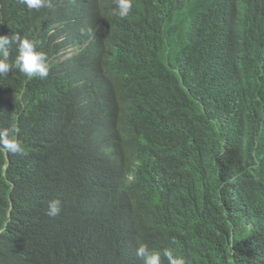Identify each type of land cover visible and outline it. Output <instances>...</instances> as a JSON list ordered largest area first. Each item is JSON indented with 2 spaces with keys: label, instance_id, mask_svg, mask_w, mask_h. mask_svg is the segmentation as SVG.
<instances>
[{
  "label": "trees",
  "instance_id": "16d2710c",
  "mask_svg": "<svg viewBox=\"0 0 264 264\" xmlns=\"http://www.w3.org/2000/svg\"><path fill=\"white\" fill-rule=\"evenodd\" d=\"M115 10L0 0L5 31L48 56L95 37L46 79L0 75V130L19 128L23 147L0 149V264H142L138 241L161 264L165 248L185 264H264V0ZM74 93L99 106L78 133L60 115Z\"/></svg>",
  "mask_w": 264,
  "mask_h": 264
},
{
  "label": "clouds",
  "instance_id": "9594fccd",
  "mask_svg": "<svg viewBox=\"0 0 264 264\" xmlns=\"http://www.w3.org/2000/svg\"><path fill=\"white\" fill-rule=\"evenodd\" d=\"M18 1L26 5L30 11L51 7V0ZM132 7L133 0H116L114 14L120 18H125L129 15ZM58 26V23L53 24L50 33H55L58 30ZM65 39V35L61 34L57 37L56 42L62 44L65 42ZM94 40L95 37L91 35L85 42L79 45L62 44L57 53L48 56L47 53L39 48V41L18 32H15L13 35L9 34L0 25V75L9 73L15 67L29 79H46L53 65H64L88 45L93 44ZM13 44L14 49L12 47ZM67 52H69L68 56L61 58ZM8 60L14 63L9 64ZM98 110L99 106L96 101L84 94L74 93L63 100L60 115L63 123H65V129L75 130L72 126L83 124L97 118L99 114ZM18 136L19 128L15 126L0 130V149L13 155L23 154V147ZM61 210V200L55 198L48 202L46 214L51 217H56L60 214ZM162 254L167 260V264H185L184 258L172 248L163 249ZM136 256L141 260L142 264H161V253L150 248L147 243L138 241Z\"/></svg>",
  "mask_w": 264,
  "mask_h": 264
},
{
  "label": "rangeland",
  "instance_id": "374dc122",
  "mask_svg": "<svg viewBox=\"0 0 264 264\" xmlns=\"http://www.w3.org/2000/svg\"><path fill=\"white\" fill-rule=\"evenodd\" d=\"M69 52L65 53V55H63L61 58H65L66 56H68Z\"/></svg>",
  "mask_w": 264,
  "mask_h": 264
}]
</instances>
